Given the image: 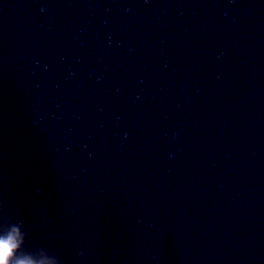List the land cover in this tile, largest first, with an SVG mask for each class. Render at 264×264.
Instances as JSON below:
<instances>
[{"label": "water", "instance_id": "water-1", "mask_svg": "<svg viewBox=\"0 0 264 264\" xmlns=\"http://www.w3.org/2000/svg\"><path fill=\"white\" fill-rule=\"evenodd\" d=\"M0 222L57 264H264V0H0Z\"/></svg>", "mask_w": 264, "mask_h": 264}, {"label": "clouds", "instance_id": "clouds-1", "mask_svg": "<svg viewBox=\"0 0 264 264\" xmlns=\"http://www.w3.org/2000/svg\"><path fill=\"white\" fill-rule=\"evenodd\" d=\"M26 237L19 225L0 222V264H57L46 256L37 260L24 252Z\"/></svg>", "mask_w": 264, "mask_h": 264}]
</instances>
